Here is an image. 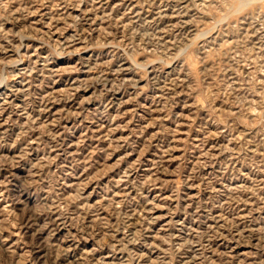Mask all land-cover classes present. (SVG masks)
Here are the masks:
<instances>
[{
    "label": "rangeland",
    "instance_id": "rangeland-1",
    "mask_svg": "<svg viewBox=\"0 0 264 264\" xmlns=\"http://www.w3.org/2000/svg\"><path fill=\"white\" fill-rule=\"evenodd\" d=\"M0 264H264V0H0Z\"/></svg>",
    "mask_w": 264,
    "mask_h": 264
}]
</instances>
